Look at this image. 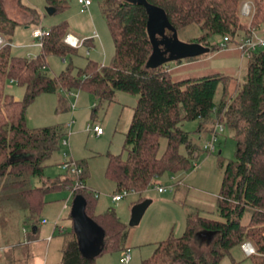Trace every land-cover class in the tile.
Wrapping results in <instances>:
<instances>
[{"label": "trees", "instance_id": "16d2710c", "mask_svg": "<svg viewBox=\"0 0 264 264\" xmlns=\"http://www.w3.org/2000/svg\"><path fill=\"white\" fill-rule=\"evenodd\" d=\"M244 1L248 0H101L115 44L112 63L89 60L86 68L70 65L60 75L51 76L47 70L49 56L67 57L79 51L65 43L70 33L68 22L49 29L40 55L17 56L12 40L21 23L8 14L5 0H0V34L11 43L0 49V204L25 211L27 221L35 225L33 217L42 210L44 195L74 183L75 177L66 172L42 187L31 184L32 176L43 178L45 162L60 149L65 137L60 126L29 127L27 109L40 94L73 88L88 91L99 101L94 114L100 106L115 102L117 93L123 91L138 96V101L125 135L126 155H109L107 177L116 183L117 192L129 190L140 195L137 204L145 201L144 194L163 178L191 170L195 154L206 151L184 128L185 122L198 121V132L207 123H219L234 132L237 142L236 159L222 165L224 177L216 217L198 211L188 214L183 235L172 234L158 242L142 264H220L234 247L247 241L256 248L249 257L256 264H264V48L248 57L244 82H236L231 95V75L175 80L168 64L150 63L155 45L164 47L163 42L172 39L174 33L191 25L201 31L195 43L210 51L222 49L221 42H213V37H230L232 43L243 32L246 37L252 35V30L264 23V0H250L256 7L250 32L240 11ZM46 2L55 13L70 6L68 0ZM18 4L31 12L32 23H40L35 8L22 0ZM159 17L166 23L160 31L153 25ZM93 45V38L84 40L83 46ZM13 82L25 88L24 99L17 101L8 92V84ZM16 153L21 156L12 161ZM79 164L84 169L81 179L86 182V168L83 162ZM77 194L83 195L85 213L99 228L103 244L98 249L82 245L74 232L66 239L62 264H97L96 258L105 251L127 249L128 225L116 211L110 208L95 214L99 198L88 186ZM200 231L215 235L201 245L197 238Z\"/></svg>", "mask_w": 264, "mask_h": 264}, {"label": "rangeland", "instance_id": "374dc122", "mask_svg": "<svg viewBox=\"0 0 264 264\" xmlns=\"http://www.w3.org/2000/svg\"><path fill=\"white\" fill-rule=\"evenodd\" d=\"M68 1L69 8L50 15L47 12L46 0H22L24 5L35 8L40 14V23H32L33 15L19 6L18 0H5L8 14L21 23L16 28L12 40L14 55L27 58L37 57L41 54L42 48L39 40L33 38V30L42 27L49 31L53 26L65 21L68 22L70 32L80 40L94 39L93 46H82L75 55L49 56L47 70L51 76L60 75L70 65L75 66L76 69L86 68L89 60L109 65L115 55L114 40L102 12L101 0H92L93 6L87 12L81 11L78 0ZM240 11L242 20L247 24L250 32L253 28L251 23L256 13V7L248 0L242 2ZM252 33L264 39V23L259 28L252 30ZM246 34L243 32L234 38L227 49L211 50L194 57L177 55L172 58L167 56L165 64L170 66L172 77L175 80L196 79L220 73L231 75L233 77L230 87L231 95L236 82H244L246 75L248 57L242 54L239 46L246 38ZM1 36L5 39L3 46L11 45L5 36ZM199 36H201V31L191 25L174 33L173 40L195 43ZM221 41V37H213V42ZM203 44L205 43L203 42ZM221 88L217 94V101L221 98ZM7 90L16 99L22 100L25 97V88L17 84L9 83ZM61 98H63L62 104H60ZM118 100L119 103L100 106L97 113L93 114V109L99 105V101L94 94L88 91L73 88L61 90L58 93L40 94L27 109L29 127L60 126L64 128L65 137L61 141L60 149L45 162L43 178L32 176L31 184L42 187L47 180H56L65 176L66 172L61 165L66 159L64 153L70 155L69 160L83 162L86 168L88 187L100 194L96 201L95 214H103L110 208L116 211L121 221L128 225L129 235L125 247L131 248L133 252V258L129 264H142L144 259L153 254L158 242L166 240L172 234L183 235L187 226V214L197 212V209L201 208L199 211L203 213L202 215L216 217V203L224 177V166L222 165L236 159L237 142L231 129L228 127H225L224 131L218 129L216 151L211 153L201 151L198 161L195 157L191 170L172 176L169 179L170 183L165 182V178L160 182L161 185L178 183L175 189L169 188L165 193H159L157 187L150 188L144 197L152 200V204L145 212L140 224L130 226L133 209L141 196L131 193L123 200L115 202L112 196L117 192V185L107 177V168L110 154L126 155L124 151L126 132L123 131L122 125L123 104L132 105L134 101L136 105L138 96L120 91ZM69 105H75L74 111L70 109ZM89 124L101 126L105 133L102 136L96 135L89 131ZM199 125L198 121H189L185 122L184 128L191 133L199 145L204 147L212 140V133L209 130L215 127V124L207 123L202 132H198ZM216 126L219 127V123ZM64 139L69 140L70 146L64 144ZM165 146L166 141L163 140L162 149ZM195 163L198 164L197 167H195ZM181 182L184 185H180ZM68 199L69 203L66 205ZM74 200L75 196L71 197L68 188L49 191L44 195L42 210L33 219L37 222L40 218L45 219L48 223L40 225V239L35 243L29 241L30 238L24 232L25 228L29 230L28 233L32 228L30 225L32 222L27 221V213L18 210L17 207L0 204V264H62L66 239L74 232L76 233L75 220L72 216ZM57 222L60 223V227H63L64 232L61 233L58 228L57 232L53 234L52 230ZM205 243L200 241L201 245ZM27 250H30L31 253ZM123 251L124 249L107 250L96 258V263L122 264L120 260ZM220 264L256 263L241 246H236Z\"/></svg>", "mask_w": 264, "mask_h": 264}, {"label": "water", "instance_id": "95a60500", "mask_svg": "<svg viewBox=\"0 0 264 264\" xmlns=\"http://www.w3.org/2000/svg\"><path fill=\"white\" fill-rule=\"evenodd\" d=\"M145 2V1H144ZM146 3V2H145ZM148 8H150V5L146 3ZM151 11H153V8L151 7ZM47 12L50 15L55 14L56 10L54 7L47 6ZM154 28L156 30H163L165 23L164 17H159L157 20L153 23ZM172 39H169L168 41L163 42L164 45H166V49H162L159 45H155V51L153 55L150 58V63L155 64H162L165 63V61L168 59L167 56L174 57L177 55H182L186 57H194L199 54L205 53L207 51H210L209 48L204 47L203 45L199 43H183L179 41H175ZM173 42V44H172ZM17 100H19L17 98ZM21 154H14L12 156V161L14 158H19ZM152 204V200L146 199L145 201L137 204L134 209L131 216L130 226H137L142 221V218L149 208V206ZM85 206L86 201L81 194H77L75 196L74 205H73V212L72 216L75 220V231L79 238V241L82 245L89 244L93 247V249H98L102 246L103 240L102 236L100 234L99 228L96 226V224L87 216L85 213ZM215 235V232L213 231H200L197 234V238L201 240V242H210ZM87 249H85V252L88 255H91Z\"/></svg>", "mask_w": 264, "mask_h": 264}, {"label": "built area", "instance_id": "2783aa9c", "mask_svg": "<svg viewBox=\"0 0 264 264\" xmlns=\"http://www.w3.org/2000/svg\"><path fill=\"white\" fill-rule=\"evenodd\" d=\"M78 3L81 5V11H86L89 6L92 4V0H78ZM248 6V5H247ZM49 34V31L44 30L42 27H37L33 30V37L35 39H38L40 42V45L42 44V40L45 36ZM65 42L69 44L70 46L74 48H80L83 46L84 41L80 40L77 36H75L72 33H68L65 38ZM5 39L0 35V48L4 45ZM230 37H225L221 43L220 46L222 49H227L230 46ZM240 48L242 50V54L246 57H249L254 51L264 48V39L259 38L258 36L255 35H250L247 36L246 38L243 39V41L240 43ZM92 131H94L98 136L102 135L104 133V130L101 126L99 125H93L90 126ZM218 129L221 131H224L225 127L224 125L219 124V127L217 126L215 131L212 134V140L204 146V149L208 152H215L216 151V141L218 140ZM64 144L68 145V140L64 139ZM64 156L66 159H64L62 165V168L65 172L73 175L75 177L74 183L71 187L68 189L71 192V197L76 196L77 192L82 189L87 188L86 182L81 179L84 173L83 167L79 164V162L74 161L73 159L69 160V154L64 153ZM197 157V153L195 154ZM197 163H195V167H197ZM159 192H166L169 188L173 189V186L170 185H161V183H157L156 186ZM96 197H100V194L97 192H94ZM134 193L133 191L129 190H123L122 192H117L115 193L112 198L115 202H119L123 200L126 196L129 194ZM66 205H68V200L66 202ZM241 247L246 251L248 256H251L256 253V248L254 245L250 242H244ZM132 259V250L131 248H127L123 251V255L121 257V263L122 264H129V262Z\"/></svg>", "mask_w": 264, "mask_h": 264}, {"label": "crops", "instance_id": "0c3cea01", "mask_svg": "<svg viewBox=\"0 0 264 264\" xmlns=\"http://www.w3.org/2000/svg\"><path fill=\"white\" fill-rule=\"evenodd\" d=\"M81 6V5H80ZM93 6V1H92V4H91V6H89V8L86 10V11H83V12H87V11H89L90 9H91V7ZM70 33H72V32H70ZM72 34H74V33H72ZM75 35V34H74ZM34 38V37H33ZM14 44V43H13ZM13 46V45H12ZM41 46V45H40ZM49 58V57H48ZM12 85H14L15 83H11ZM120 92V91H119ZM118 92V93H119ZM118 93H117V96H116V101L115 102H113V103H119V100H118ZM63 103V98H61V100H60V104H62ZM112 104V103H111ZM109 105V104H108ZM135 104H134V101H133V103H132V105H128L127 103H124L123 104V122H122V125H123V131L124 132H128V130H129V128H130V125H131V122H132V119H133V116H134V108H135ZM69 107H70V109H72L73 111H74V109H75V105L74 106H72V105H69ZM71 124H69V126H70ZM94 125H96V124H94ZM217 124H215V127H213L211 130H209V132L210 133H212L213 134V132L215 131V129H216V126ZM90 126H93V125H90L89 124V131H91V132H93V133H95L94 131H92V129H91V127ZM71 127H72V125H71ZM213 130V131H212ZM104 133H105V131H104ZM103 133V134H104ZM126 133H125V135H126ZM96 134V133H95ZM102 134V135H103ZM97 135V134H96ZM102 135H99V136H102ZM68 140V139H67ZM66 146H70V142H69V140H68V145H66ZM197 161H198V158H200V153L198 154L197 153ZM175 176H177V175H175ZM171 177H166L165 179V182H169L170 183V181H169V179H170ZM175 178V177H174ZM164 179V178H163ZM161 180V182L162 181H164V180ZM87 180V179H86ZM174 181H175V179H174ZM87 182V181H86ZM88 184V183H87ZM177 184L178 183H176L175 184V182H173L170 186H173V189H175L176 188V186H177ZM184 185V183H182L181 182V184L180 185ZM88 186V185H87ZM69 190V189H68ZM159 193H165V192H159ZM146 194V193H145ZM144 194V195H145ZM70 199V198H69ZM69 199H68V201H69ZM153 202V201H152ZM69 203V202H68ZM203 208V207H202ZM199 209H201V208H198L197 209V211L198 212H200L199 211ZM188 215V214H187ZM38 223H40L39 225H38ZM48 222H47V220H45V219H38V222H37V224H33V223H31L30 225H32V228H31V232H29L28 233V229L27 228H25L24 229V232L27 234V236H28V238H30L29 239V241H32V242H36V241H38L40 238V233H41V227H40V225H42V224H47ZM60 229V232L61 233H63L64 232V230H63V227L61 226L60 227V223H56V226H54V228H53V230H52V233L53 234H55L56 232H57V229ZM199 241V240H198ZM201 241V240H200ZM25 246H28L27 244H24ZM27 251H29L30 252V250H27ZM31 253V252H30ZM132 258H133V252H132ZM132 260V259H131ZM9 263V262H8Z\"/></svg>", "mask_w": 264, "mask_h": 264}, {"label": "flooded vegetation", "instance_id": "af4514ba", "mask_svg": "<svg viewBox=\"0 0 264 264\" xmlns=\"http://www.w3.org/2000/svg\"><path fill=\"white\" fill-rule=\"evenodd\" d=\"M167 47L164 45V47H162V49H166Z\"/></svg>", "mask_w": 264, "mask_h": 264}]
</instances>
